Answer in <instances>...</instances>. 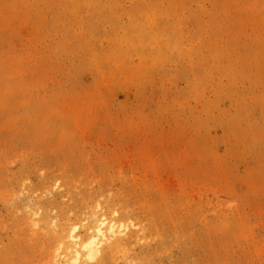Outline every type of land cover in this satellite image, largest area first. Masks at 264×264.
Returning <instances> with one entry per match:
<instances>
[{"label":"rangeland","instance_id":"374dc122","mask_svg":"<svg viewBox=\"0 0 264 264\" xmlns=\"http://www.w3.org/2000/svg\"><path fill=\"white\" fill-rule=\"evenodd\" d=\"M0 264H264V0H0Z\"/></svg>","mask_w":264,"mask_h":264},{"label":"bare ground","instance_id":"6f19581e","mask_svg":"<svg viewBox=\"0 0 264 264\" xmlns=\"http://www.w3.org/2000/svg\"><path fill=\"white\" fill-rule=\"evenodd\" d=\"M99 225L95 229V234L92 235L83 245L82 248L86 251V255L90 260H93L96 258L97 253L99 252V246L103 242L101 240H106V231L109 232L112 235H115L117 231L120 232V229L116 231L117 227L115 224H110L108 227H106V222L101 221L98 223ZM106 227V228H105ZM120 227V226H118ZM105 228V230H104ZM121 228V227H120ZM73 238V237H72ZM108 239V238H107ZM74 251V250H73ZM76 258L79 257L80 252L78 250H75Z\"/></svg>","mask_w":264,"mask_h":264}]
</instances>
